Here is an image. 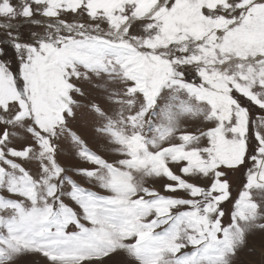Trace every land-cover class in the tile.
<instances>
[{"label": "snow or ice", "instance_id": "6c2138e0", "mask_svg": "<svg viewBox=\"0 0 264 264\" xmlns=\"http://www.w3.org/2000/svg\"><path fill=\"white\" fill-rule=\"evenodd\" d=\"M257 234L264 0H0V264H247Z\"/></svg>", "mask_w": 264, "mask_h": 264}, {"label": "rangeland", "instance_id": "374dc122", "mask_svg": "<svg viewBox=\"0 0 264 264\" xmlns=\"http://www.w3.org/2000/svg\"><path fill=\"white\" fill-rule=\"evenodd\" d=\"M15 2V0H14ZM25 33H27V29H23ZM15 67V65H13ZM242 180V177L239 176V174H235L233 176V182L234 186L238 189L240 186V182ZM84 186L88 187L89 185L85 184ZM157 188H159V184H155ZM96 190V189H93ZM250 249L242 253V258L244 261L247 262V264H261L262 261H264V245L261 244L260 236L257 234L256 237L250 239ZM42 264V261H41Z\"/></svg>", "mask_w": 264, "mask_h": 264}]
</instances>
